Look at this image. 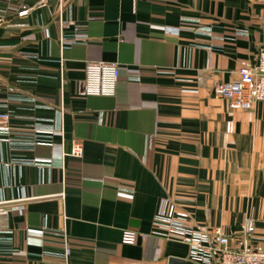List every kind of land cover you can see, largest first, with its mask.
I'll return each instance as SVG.
<instances>
[{
	"label": "crops",
	"instance_id": "0c3cea01",
	"mask_svg": "<svg viewBox=\"0 0 264 264\" xmlns=\"http://www.w3.org/2000/svg\"><path fill=\"white\" fill-rule=\"evenodd\" d=\"M263 35L264 0H0V111L49 136L0 141V264L191 260L154 234L165 203L264 251V103L215 96ZM90 62L119 65L114 96L84 94Z\"/></svg>",
	"mask_w": 264,
	"mask_h": 264
},
{
	"label": "built area",
	"instance_id": "2783aa9c",
	"mask_svg": "<svg viewBox=\"0 0 264 264\" xmlns=\"http://www.w3.org/2000/svg\"><path fill=\"white\" fill-rule=\"evenodd\" d=\"M25 1V0H20ZM44 4L47 0H37ZM63 1V0H62ZM27 13V12H24ZM84 94L86 96H114L120 69L117 63L90 62L85 69ZM238 78L231 82L219 83L215 87V96L228 102L232 110H249L258 103H264V35L259 45L258 60L253 66L239 69ZM13 115L9 110L0 111V141L9 140L12 135L27 134L31 131L37 143L46 144L49 141L47 133L41 129H17L12 124ZM234 121L227 122V132H234ZM83 145L74 142L71 152L72 157L83 156ZM22 205L13 209H22ZM3 211L0 208V212ZM188 218L177 211L174 204L165 203L154 221V234L176 239L191 247V261L197 264H264V251L251 248L249 238L243 240L241 246H233L231 237L220 226L205 227L188 223ZM60 237L64 244L65 236L60 233H47ZM6 238L0 234V253ZM125 242L133 243L135 234L125 232ZM67 246V245H66ZM67 253L69 248L67 247Z\"/></svg>",
	"mask_w": 264,
	"mask_h": 264
},
{
	"label": "water",
	"instance_id": "95a60500",
	"mask_svg": "<svg viewBox=\"0 0 264 264\" xmlns=\"http://www.w3.org/2000/svg\"><path fill=\"white\" fill-rule=\"evenodd\" d=\"M169 264H197V263L187 259L171 257L169 260Z\"/></svg>",
	"mask_w": 264,
	"mask_h": 264
}]
</instances>
